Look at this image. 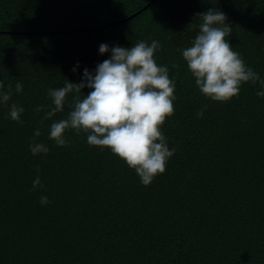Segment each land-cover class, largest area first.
I'll return each mask as SVG.
<instances>
[{"label": "trees", "instance_id": "trees-1", "mask_svg": "<svg viewBox=\"0 0 264 264\" xmlns=\"http://www.w3.org/2000/svg\"><path fill=\"white\" fill-rule=\"evenodd\" d=\"M150 1L0 0V91L12 86L0 103V264H264V88L247 82L229 101H212L180 51L198 32L197 14L215 8L232 27L233 50L264 79V0H155L126 19ZM152 40L175 83V111L161 127L175 151L144 186L85 133L66 130L63 147L48 138L73 94L63 112L44 117L54 106L49 89L79 83L85 68L110 58L101 43ZM12 104L24 108L22 123L10 118ZM31 143L49 152L34 156ZM37 175L43 186L33 190Z\"/></svg>", "mask_w": 264, "mask_h": 264}, {"label": "clouds", "instance_id": "clouds-1", "mask_svg": "<svg viewBox=\"0 0 264 264\" xmlns=\"http://www.w3.org/2000/svg\"><path fill=\"white\" fill-rule=\"evenodd\" d=\"M197 16L202 22L192 27L198 28V32L190 46L180 51L200 93L212 101L227 102L239 95L243 83L259 82L264 88V79L246 65L226 39L232 33L226 15L209 8ZM159 48L157 40L150 44L139 41L130 47L109 48L101 43L99 53L110 52V58L98 63L94 71L85 68L79 83L68 81L63 87L48 90L54 106L49 107L45 119L63 112L68 95L73 94L67 117L51 123L48 138L63 147L68 144L66 130L85 133L90 146L110 149L134 169L144 186L149 185L156 175L166 170L167 161L175 151L169 149L161 131L166 118L175 111V83L169 77L168 68L158 65L154 58ZM85 87L90 91L79 95ZM3 88L0 81V89ZM22 89L23 85L17 82L15 91L19 93ZM257 95L264 96V91ZM11 96L9 84L7 91H0V103L6 104ZM44 107L38 105L35 111L40 112ZM206 107L197 112L198 117L203 116ZM23 112V107L12 104L9 116L22 123L20 114ZM40 135L39 129L33 133L34 137ZM29 149L34 156L49 152L44 143H31ZM42 186L37 175L32 188ZM49 202L47 196L41 195L42 205Z\"/></svg>", "mask_w": 264, "mask_h": 264}, {"label": "water", "instance_id": "water-1", "mask_svg": "<svg viewBox=\"0 0 264 264\" xmlns=\"http://www.w3.org/2000/svg\"><path fill=\"white\" fill-rule=\"evenodd\" d=\"M155 0H151L150 2H148V3H146L145 5H143V7L141 8V9H139L138 11H136V12H134V13H132L131 15H129V16H127L126 17V19H130L131 17H133V16H135L136 14H138L139 12H141L143 9H146L152 2H154ZM121 21H123V19H120V20H117V21H114V22H112V23H110V24H115V23H119V22H121ZM104 26L102 25V26H98V27H94V28H89V29H82V30H84V31H91V30H96V29H100V28H103ZM64 32H69V31H76V30H70V29H68V30H63ZM4 32H7V31H4ZM9 32H11V33H20V32H17V31H9ZM60 32H62V31H60ZM23 33H28V34H31V33H35V32H33V31H25V32H23Z\"/></svg>", "mask_w": 264, "mask_h": 264}]
</instances>
